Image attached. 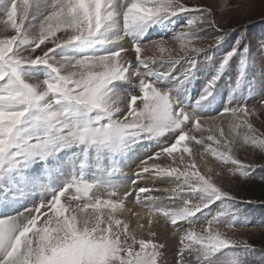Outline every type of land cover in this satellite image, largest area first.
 Returning a JSON list of instances; mask_svg holds the SVG:
<instances>
[{
  "label": "snow or ice",
  "instance_id": "snow-or-ice-1",
  "mask_svg": "<svg viewBox=\"0 0 264 264\" xmlns=\"http://www.w3.org/2000/svg\"><path fill=\"white\" fill-rule=\"evenodd\" d=\"M213 15L184 0H0V264H168L171 249L153 230L160 217L184 229L172 264H264V248L219 227H247L237 205L264 200L238 199L221 173L201 172L190 147L203 146L237 180L264 172V163L237 155L243 145L264 153V132L251 121L257 108L249 105L255 92L264 106V37L254 45L241 30L231 51L213 59L237 31ZM158 26L180 42L181 54L163 36L146 43ZM149 47L159 55L143 56ZM201 65L213 75L190 108L179 93ZM228 72L236 76L231 99L204 116ZM133 163L131 189L121 192L114 177ZM165 178L175 186H142ZM133 195L147 209L139 234L121 218ZM217 204L228 212L214 214ZM201 219L204 230L185 228Z\"/></svg>",
  "mask_w": 264,
  "mask_h": 264
},
{
  "label": "rangeland",
  "instance_id": "rangeland-1",
  "mask_svg": "<svg viewBox=\"0 0 264 264\" xmlns=\"http://www.w3.org/2000/svg\"><path fill=\"white\" fill-rule=\"evenodd\" d=\"M184 2L188 3L190 6L194 7H210L213 11V18L218 22L221 27L235 28L237 31L232 34L226 43L221 46L219 51L212 50L213 59L222 58L228 51H231L232 44L235 41V37L241 33V30L246 31L249 34V38L252 40V43L255 45L257 40L260 37H264V0H184ZM227 3V6H225ZM180 23H183L181 20ZM255 27V28H254ZM253 28V29H252ZM167 32V29L164 27H156L149 32V35L145 37L146 43L153 40H159L163 36V38L167 41V47L170 51H172L173 55L181 54L180 50V42L172 39L171 32ZM166 34V35H165ZM130 47V45H129ZM129 58L134 56V52L127 53ZM143 56H152L159 55L158 51L153 50L149 47L146 51L142 53ZM236 59V58H234ZM155 68H159V70L163 71L164 68H161L159 64L154 65ZM166 67V66H165ZM183 63L177 65L174 71V75H179L183 70ZM200 70L196 73V79L191 83V85L187 86L186 91H182L179 93V97L183 100L186 99L188 106L192 108L191 102H196L200 97V91L207 85L208 81L212 78L213 73L210 69H206L203 65L199 66ZM260 64L257 62L252 69V76H259ZM236 76L234 72H228L217 82L216 90H222L223 97L221 103L218 106L213 105L212 113L209 112V115L204 116H216L217 112L221 111L225 105H227L228 100L231 99L230 92L232 90V86L235 85ZM201 83V84H200ZM253 84L257 83V80L252 81ZM166 87H171V83L166 81ZM189 87V88H188ZM248 84H245L241 87V91L248 95ZM197 88V89H196ZM199 89V90H198ZM194 93V94H193ZM213 93V94H214ZM198 94V95H197ZM190 99V100H189ZM260 97L255 92L249 97V105H256L258 115L251 117V121L260 132H264V106L258 103ZM196 100V101H195ZM199 110V109H198ZM208 125H212V121H207ZM207 133L205 132V135ZM199 135V134H198ZM192 147L193 152L195 153V158L198 167L201 172L204 174H208V170L212 169V173H221V177L224 182V186L227 190L231 191L237 197L242 194V178L232 177L231 173L228 172L227 168L222 166L220 162L211 155V153H205L203 146L201 145H190ZM203 153V155H201ZM145 154L144 148L137 147L136 155L143 158ZM179 158V154H176ZM238 158H240L245 163H264V153H260L258 150H254L247 145L239 146L237 150ZM185 162H191V158L185 154ZM163 161V160H162ZM139 161L137 160L136 163ZM151 163V161L149 162ZM183 166V165H182ZM136 164L133 163L131 166L124 167L123 175L117 174L118 177H121L122 183L115 179L116 183L122 184L126 181L131 182L130 177L133 175ZM118 181V182H117ZM160 182L156 184V186H148L152 188H171L175 186V181L171 178H165L163 180H159ZM158 182V181H157ZM143 186V185H142ZM123 187L125 188L126 185ZM122 187V188H123ZM120 189L121 192L126 189ZM130 190V189H127ZM155 195H161L160 192H155ZM101 198H107L106 193L103 189H101L100 193ZM239 199V198H238ZM242 200V199H241ZM163 203L165 205L171 206L173 201L164 200ZM176 205L180 204V201L176 200ZM262 205V204H260ZM244 209L247 213L250 223L247 227H240L239 225L230 228L227 224L222 223L219 225L220 230L225 232L229 237L234 239H246L249 243L253 244L257 248H264V212L260 215L255 212L263 211V207L260 208L259 205L253 204L250 205H237ZM125 207H127L128 215L131 214L133 209L138 208L143 211H134L140 214L141 217L147 219L146 213L147 209L144 208L141 204L137 203L135 200V195L129 198L125 202ZM216 211H225L228 212L227 209L222 208L219 204L214 206V214ZM254 212V213H253ZM2 214V213H0ZM11 214V213H10ZM138 217V216H137ZM231 216L226 215L221 219H230ZM139 219V217H138ZM129 222L130 230L138 233L137 223L132 221L130 218L125 219ZM183 223V222H182ZM190 227L195 231H202L206 228V223L204 219H201L195 222L192 225H187L185 223V228ZM153 230H155L158 234V238L164 242H166L167 246L171 249V251L167 255L168 264H172L173 260L177 257L179 239L182 233L176 234L178 231L176 226H172L170 222L165 221L163 218L161 222L154 221ZM144 231H147L146 229ZM180 231H184V229H180Z\"/></svg>",
  "mask_w": 264,
  "mask_h": 264
},
{
  "label": "bare ground",
  "instance_id": "bare-ground-1",
  "mask_svg": "<svg viewBox=\"0 0 264 264\" xmlns=\"http://www.w3.org/2000/svg\"><path fill=\"white\" fill-rule=\"evenodd\" d=\"M201 84V83H200ZM189 88V87H188ZM197 89V88H196ZM199 90V89H198ZM203 91V90H202ZM194 94V93H193ZM200 94H201V91H200ZM198 95V94H197ZM213 96L215 97L214 99H212V98H210V100H211V103H207L203 108H202V113H204L205 115H209V112L210 113H212L213 111H212V108H213V105H216V103H221V101H222V97L224 96L223 95V93H222V90H219L218 89V91L217 92H215L214 94H213ZM190 100V99H189ZM196 101V100H195ZM195 105H196V102H191V106L192 107H195ZM198 111H201L200 109L198 110ZM161 160H165V158L164 157H162L161 158ZM166 162H171V158H167V161ZM177 163H179V158L177 157ZM181 167H182V165H180ZM115 179L116 180H118L119 182H121L122 183V179H121V177H118L117 176V178H116V176H115ZM117 181V182H118ZM160 181H158V182H156V183H151V182H149L148 184H146V185H143V186H156V184H158ZM123 185L125 186L126 185V187L124 188H122V189H131V182H129V181H126L125 180V182L123 183ZM160 189H165V188H160ZM125 212H124V214H123V216L121 217L122 219H131L132 221H134V223L136 222L137 223V221L139 220V222H146V219L145 220H141V219H138V217H137V212H134V211H139V212H141V211H143V210H141V209H138V208H136L135 207V209H133V211L131 212V214L130 215H128V211H127V207H125ZM146 213V212H145ZM161 220H162V217H160V218H158L157 220H156V222H161ZM138 229V228H137ZM147 230V229H146ZM139 232H140V230L138 229V234H139ZM146 232L147 231H144V233H145V235H146ZM183 232V231H182ZM180 230L176 233V234H179V233H182Z\"/></svg>",
  "mask_w": 264,
  "mask_h": 264
},
{
  "label": "trees",
  "instance_id": "trees-1",
  "mask_svg": "<svg viewBox=\"0 0 264 264\" xmlns=\"http://www.w3.org/2000/svg\"><path fill=\"white\" fill-rule=\"evenodd\" d=\"M255 28V27H254ZM253 29V28H252ZM264 175V172H261V170H257V172L254 174L252 179H244L242 178V194L241 196L237 197L242 200H253V201H261L264 200V179H261V176ZM259 205L260 208L263 207V211H260V213L264 212V204L260 205L261 203H255V205ZM253 206V204L250 205V207Z\"/></svg>",
  "mask_w": 264,
  "mask_h": 264
}]
</instances>
